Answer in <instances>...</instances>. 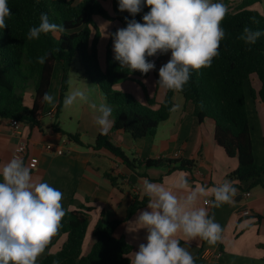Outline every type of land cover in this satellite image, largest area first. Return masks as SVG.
I'll return each instance as SVG.
<instances>
[{"label":"trees","instance_id":"obj_1","mask_svg":"<svg viewBox=\"0 0 264 264\" xmlns=\"http://www.w3.org/2000/svg\"><path fill=\"white\" fill-rule=\"evenodd\" d=\"M259 1L243 0L235 12L225 16L221 23L225 38L220 43L219 55L213 59L211 67L202 68L199 72L192 71L182 91L167 89L163 101L156 106L140 82L138 84L144 91V104L114 90L116 84L130 77L144 79L147 74L122 67L115 59V53L113 57L109 56L110 43L115 39L114 32L110 35L106 50L105 68H100L97 60L100 32L94 23V18H101L118 22L119 29L125 28V18L143 23L142 17L149 8L144 7L135 17L126 12L123 16L109 18L96 0H7L12 14L6 18L7 28L0 30V118L39 128L45 105L42 97L44 93H49L56 64L62 66L56 107L58 116L68 88L67 65L73 59H78L88 78L98 85L106 104L113 109L112 131H122L132 140L154 138L158 126L168 120L174 107L172 98L178 93L183 97L185 105L191 106L192 115L199 123L206 119L214 122L215 143L229 158L237 159V169L228 175L227 181L238 191H241V184L244 183H249L250 188L259 186L264 176V163L257 165L254 161L245 100V92L248 90L251 98L257 97L264 103V17L250 9ZM118 8V0H114V11ZM42 13L48 15L50 22L62 24L65 31L56 35L41 34L39 39L30 40L29 29L38 26ZM253 18L256 22H253ZM245 27L262 33L255 44H246L238 38ZM55 48L60 50L52 52ZM45 52L51 54L44 64L38 63L37 58ZM163 56L158 54L147 59L151 62ZM251 75H255L260 83L257 93L249 89ZM156 81H159L157 74ZM28 91L32 93V105L29 108L23 104L24 95ZM67 139L82 146L75 135H67ZM90 148L94 151L105 150L137 177L146 178L145 173L138 174L140 169L158 167L164 163L168 165L169 172L192 171L195 167L193 161L181 159L163 161L129 158L107 136L101 134ZM104 177L113 188H118L125 179L123 174L113 176L108 173ZM148 201V197L139 199L134 196L125 220L146 207ZM91 211V208L84 206L66 211L62 227L47 249L63 236L64 243L56 253H48L37 264H129L128 257L133 247L124 238H115L113 235L120 224L118 221L106 225L98 221L92 231L95 242L89 253L82 255L88 214Z\"/></svg>","mask_w":264,"mask_h":264},{"label":"clouds","instance_id":"obj_2","mask_svg":"<svg viewBox=\"0 0 264 264\" xmlns=\"http://www.w3.org/2000/svg\"><path fill=\"white\" fill-rule=\"evenodd\" d=\"M118 7L133 17L144 7L149 11L143 15V23L125 18L127 26L115 33V59L122 67L147 74L156 67L148 57L170 52V59L158 73V84L163 88L182 91L192 71L211 67L213 59L219 55L220 43L225 38L221 23L228 14L224 3L118 0ZM11 14L7 0H0V30L7 28L6 18ZM39 19L38 26L29 29L30 40L39 39L41 34L56 35L65 31L62 24L50 22L46 13ZM261 35L260 31L245 27L238 38L246 44H255ZM59 50L55 48L52 52ZM50 54L45 52L37 62L44 64ZM42 100L53 106L56 104L55 95L48 92ZM77 100L87 103L88 97L83 91L74 90L65 96L64 108ZM90 107L100 113L96 124L102 134H107L114 123L113 109L106 103L98 108L91 103ZM0 177V264H36L62 227L66 215L63 193L47 182H34L31 169L19 156L4 164ZM143 191L149 197L148 210L142 211L132 223L147 229L148 234L146 243H141L135 252L133 264H195L193 255L181 246L177 234L188 240L199 237L215 245L221 239V226L209 216L205 207L198 206V202L210 192L214 200L205 203L219 207L231 203L237 189L227 180L210 190L203 185L192 187L187 176L181 175L172 188L144 179Z\"/></svg>","mask_w":264,"mask_h":264},{"label":"crops","instance_id":"obj_3","mask_svg":"<svg viewBox=\"0 0 264 264\" xmlns=\"http://www.w3.org/2000/svg\"><path fill=\"white\" fill-rule=\"evenodd\" d=\"M242 2L243 0H240L239 5ZM158 60V57L153 60L156 67L145 77L146 80L153 77L156 96V92L161 94L167 90L156 82V74L159 73ZM250 88L255 93L260 89V83L255 75L249 78ZM31 95L32 93L28 91L23 99L24 106L28 108L32 105ZM245 100L254 161L257 165H262L264 163V103L257 97L251 98L248 90L245 92ZM154 101L156 106L160 103ZM57 104L43 110L39 128L30 129L27 125L21 124L20 135L12 131L9 120L0 118V169L14 157L18 143L24 141L27 145L24 164L29 167L28 160L37 159V164L33 168L29 167L33 181L47 182L60 190L63 193L62 205L66 211L78 210L79 206L92 209L88 214V228L82 246V255H87L95 242L92 231L98 221L104 225L118 221L120 224L115 228L113 235L115 238H124L133 247L128 257L129 264H133L135 252L138 251L141 243H146L148 233L147 229L140 228L141 225L132 222L142 211L148 210L147 206L138 210L128 220L125 218L134 196H138L139 199L148 197L143 191L144 179L172 188L178 177L186 175L192 187L203 185L210 190L225 182L228 175L237 169V159L229 158L214 141V122L206 119L199 123L192 115L191 106L185 105L184 101L178 110L174 104L175 110H172L167 121L158 126L154 138L143 140H132L122 131L111 129L107 134H102L96 124L97 116L92 120L90 114L88 118L86 115L82 123L85 134H89L88 141L84 140L81 133L75 135L83 147L68 141L63 136V132L50 123V119L57 118ZM52 111H55L53 118L50 117ZM46 118L49 122L44 123ZM160 126L164 127L163 136L159 135ZM100 134L107 136L108 140L129 158L163 161L181 159L193 161L195 167L192 171L169 172L168 165L164 163L158 167L140 169L138 174L145 173L146 178L137 177L105 150L94 151L90 148ZM63 141H67L64 145L65 152L62 156H58L56 150L63 146ZM46 145H52V150L47 151ZM175 154L177 158L174 157ZM108 173L113 176L123 174L125 179L118 188H113L104 177ZM132 176L136 178L135 184L128 183L131 182ZM249 186V183L241 184V191L237 190L232 202L221 204L219 207H214L211 203L205 204L207 200H214L210 192L208 196L201 197L198 206L208 210L209 216L214 217L215 222L221 226L222 232L221 239L215 245L199 237L188 240L177 234L181 246L186 247L193 255L195 264H264V176L261 185L253 188ZM246 192L250 194L248 198L243 196ZM244 210L250 211V215L243 216ZM64 241L65 236L59 238L49 249L46 248L47 252L56 253Z\"/></svg>","mask_w":264,"mask_h":264},{"label":"rangeland","instance_id":"obj_4","mask_svg":"<svg viewBox=\"0 0 264 264\" xmlns=\"http://www.w3.org/2000/svg\"><path fill=\"white\" fill-rule=\"evenodd\" d=\"M102 8L105 10L107 16L109 18H115L117 16H123L127 11L121 12L118 8L117 11H114L113 9V1L114 0H96ZM213 2H221L224 3L227 8H228V13H233L237 10L238 5L240 0H213ZM253 11H256L258 14L264 17V0H260L258 3H256L254 6L251 8ZM94 23L98 27V30L100 32V39L99 43L97 46V51H98V64L100 68L104 69L106 65V50L107 46L110 43V35L112 32L115 33L119 29V23L118 22H109L106 20H103L101 18H94ZM110 51H109V56L113 57L114 56V40L111 41L110 43ZM171 57V53L168 52L164 54L162 58H159L157 66L159 68L166 64L168 60ZM68 66V88L67 92L65 94L68 95L74 90H81L83 91L87 97H88V102H81L77 100L76 103H74L72 106L69 108H64L63 106V100L62 104L60 107L59 114L57 118L55 119H50V123L53 125H56L57 128H59L63 132V136L67 138V135H77L78 133H81L82 137L84 138L85 141H88L89 134H85V129L83 125V117L86 116L87 118L89 117L88 115H91L92 120L94 119L95 116L100 115V113L92 109L90 107L91 103H95L97 105V108L101 103H106L104 96L99 89L98 85L96 82H93L88 78L84 66H82L78 59H73ZM61 67L60 65H55L54 67V72L52 75V83L51 87L49 90V93L54 94L56 97V103L59 101V87H60V81H61ZM127 67V66H125ZM142 83L144 88H145V93L151 97L153 100L160 101V103L163 101L164 92H161V94L157 93V96L154 94L155 92V87L156 84L154 82V79L146 80L144 79H139V77H130L114 86V90L125 93L127 95L132 96L136 101L144 104V91L143 89L139 86L138 83ZM157 82V81H156ZM158 83V82H157ZM158 86V84H157ZM246 89V87H245ZM159 95V99H158ZM173 103L176 106V110L179 109V107L182 106L183 104V97L175 93L173 98ZM51 106L48 103L45 102L44 105V110L49 109ZM177 114V111L176 113ZM49 122V120L46 118L44 123ZM163 126H160L159 128V135L163 136L164 133L162 132ZM49 252L45 250V252L40 255L36 261V264L42 260Z\"/></svg>","mask_w":264,"mask_h":264},{"label":"built area","instance_id":"obj_5","mask_svg":"<svg viewBox=\"0 0 264 264\" xmlns=\"http://www.w3.org/2000/svg\"><path fill=\"white\" fill-rule=\"evenodd\" d=\"M55 116V111H52V112H50V117L51 118H53ZM9 126L12 128V131L15 133V134H19L20 135V129H21V123H19L18 121H16V120H9ZM67 143V141H63V146L62 147H60V148H57V150H56V154L58 155V156H62L63 154H64V152H65V149H64V145ZM52 145H51V147H50V145H46L45 146V149L47 150V151H51L52 150ZM15 156H19V157H21L23 160L27 157V145H26V143L24 142V141H20L19 143H18V145L16 146V148H15V150H14V157ZM174 157L175 158H177L178 156H177V154H175L174 155ZM28 164H29V167L30 168H33L36 164H37V159L36 158H30L29 160H28ZM224 183V182H223ZM223 183H221V184H223ZM220 184V185H221ZM220 185H218V186H220ZM217 186V187H218ZM249 193L248 192H246V193H244L243 194V196L245 197V198H248L249 197ZM208 201V200H207ZM206 205H208V203H205ZM242 215L243 216H249L250 215V211H248V210H244L243 212H242Z\"/></svg>","mask_w":264,"mask_h":264},{"label":"water","instance_id":"obj_6","mask_svg":"<svg viewBox=\"0 0 264 264\" xmlns=\"http://www.w3.org/2000/svg\"><path fill=\"white\" fill-rule=\"evenodd\" d=\"M30 129L32 128V126L31 125H29L28 126ZM136 183V178H135V176H132L131 177V184H135Z\"/></svg>","mask_w":264,"mask_h":264}]
</instances>
